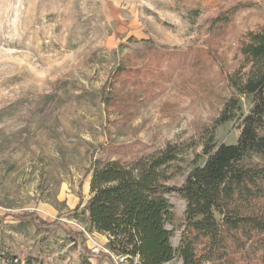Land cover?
Instances as JSON below:
<instances>
[{
    "label": "rangeland",
    "instance_id": "1",
    "mask_svg": "<svg viewBox=\"0 0 264 264\" xmlns=\"http://www.w3.org/2000/svg\"><path fill=\"white\" fill-rule=\"evenodd\" d=\"M262 25L264 0H0V263L130 264L87 227L93 162L179 144V187L205 143L235 144L250 98L211 140L213 124ZM168 198L177 248L185 204Z\"/></svg>",
    "mask_w": 264,
    "mask_h": 264
},
{
    "label": "trees",
    "instance_id": "2",
    "mask_svg": "<svg viewBox=\"0 0 264 264\" xmlns=\"http://www.w3.org/2000/svg\"><path fill=\"white\" fill-rule=\"evenodd\" d=\"M237 8L217 16L212 27L229 24ZM238 51L240 65L227 80L234 94L210 139L216 126L236 117L244 96L251 105L238 117L239 136L235 144L205 143V161L179 187L168 185L182 170L179 144L129 164L93 162L84 213L88 229L108 234L106 257L130 264H166L175 257L180 264H264V25L246 32ZM173 193L185 204L177 248L167 228L174 220Z\"/></svg>",
    "mask_w": 264,
    "mask_h": 264
}]
</instances>
